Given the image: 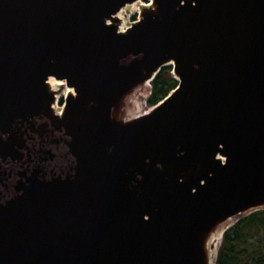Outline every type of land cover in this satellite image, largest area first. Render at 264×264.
I'll return each mask as SVG.
<instances>
[{
    "label": "water",
    "instance_id": "obj_1",
    "mask_svg": "<svg viewBox=\"0 0 264 264\" xmlns=\"http://www.w3.org/2000/svg\"><path fill=\"white\" fill-rule=\"evenodd\" d=\"M137 1L0 0V264H208L218 226L264 209V0H153L119 32ZM168 66L177 88L120 119ZM44 120L72 175L28 147Z\"/></svg>",
    "mask_w": 264,
    "mask_h": 264
},
{
    "label": "trees",
    "instance_id": "obj_2",
    "mask_svg": "<svg viewBox=\"0 0 264 264\" xmlns=\"http://www.w3.org/2000/svg\"><path fill=\"white\" fill-rule=\"evenodd\" d=\"M178 84L172 67L163 68L152 82L148 104L157 105ZM216 264H264V209L241 218L225 232Z\"/></svg>",
    "mask_w": 264,
    "mask_h": 264
},
{
    "label": "flooded vegetation",
    "instance_id": "obj_3",
    "mask_svg": "<svg viewBox=\"0 0 264 264\" xmlns=\"http://www.w3.org/2000/svg\"><path fill=\"white\" fill-rule=\"evenodd\" d=\"M66 98L67 97L60 98L59 100H57V108L61 109V111L59 112L56 111L57 115L63 114ZM39 123H40V126L42 125L41 127H43L42 131L44 135H42L39 132V135L37 136L38 133L35 132L34 134H36V136L32 137V140L29 141L28 147L32 149L34 154L37 156L40 154L39 151H42L43 153L51 152V154L54 155V161H55L54 162V174L55 175L57 176H62L63 174L72 175L75 171L74 166H75L76 161H75V158L69 152L67 138L64 137V141L58 138L55 139L56 142L54 140H51L52 135L57 132H55V130H53L52 128L47 129V130H45V128L47 126L54 127L53 126L54 121L44 120ZM45 161L46 160H43V161L40 160L39 162L42 163L43 166L41 167L43 168V174L46 176L47 170H46ZM9 186H10V180L8 178L7 182L4 185L2 184L0 185V195L13 196L15 194L14 192L15 190L11 189Z\"/></svg>",
    "mask_w": 264,
    "mask_h": 264
},
{
    "label": "bare ground",
    "instance_id": "obj_4",
    "mask_svg": "<svg viewBox=\"0 0 264 264\" xmlns=\"http://www.w3.org/2000/svg\"><path fill=\"white\" fill-rule=\"evenodd\" d=\"M153 0H149V4L148 5H142L141 2L142 0H138L137 2L133 3V4H129L126 7H124L115 18H117V20H119L120 22L117 24L118 26V30L121 33L126 32L127 29H129L130 25L134 24L135 22H132V24H130L129 26L126 24L127 21H125V13L126 11L129 12H139L140 8L143 7H152L153 4L152 2ZM109 24H111V20L107 21ZM48 88L50 90V92L52 94H54V96H56V102L54 104V109L56 111H61V109L57 108V100H59L60 98H65L68 95H73L74 94V90L72 88H69L67 86L66 83H64L63 81L57 80L55 78H50L48 80ZM148 84V83H147ZM62 88L64 90H62ZM122 113L121 114H125L126 113V108L122 107ZM119 114V113H118ZM128 118V117H127ZM123 118L124 120H130L131 118ZM240 216V215H239ZM238 217V216H237ZM236 217H232L230 219H228L225 223L221 224L220 226H218V228H216L208 237L207 243H206V252H207V261L208 264H214V261L216 259V254H217V248L219 246V243L221 241V237L223 232L225 231V229L229 226L228 223L233 220Z\"/></svg>",
    "mask_w": 264,
    "mask_h": 264
},
{
    "label": "rangeland",
    "instance_id": "obj_5",
    "mask_svg": "<svg viewBox=\"0 0 264 264\" xmlns=\"http://www.w3.org/2000/svg\"><path fill=\"white\" fill-rule=\"evenodd\" d=\"M141 4L148 5L149 0H142ZM143 9L144 7L142 6L139 12L126 11L125 13V21H127L126 24L129 26L130 24H132V22L137 21L139 17H141ZM168 67H171V66H168ZM172 73H173V68H172ZM62 90L64 89L62 88ZM151 90H152L151 84L150 85L141 84L137 88H135L134 91L131 92L124 100L123 107H125L127 110H126V113L123 115L121 114L123 110L122 108L121 112L119 113V118L125 119L128 117V118L134 119V118H137V117H140V116H143L149 113L153 107L148 104V99L151 95ZM240 217L241 216L234 218L228 223V225L235 223L236 220H238V218Z\"/></svg>",
    "mask_w": 264,
    "mask_h": 264
}]
</instances>
